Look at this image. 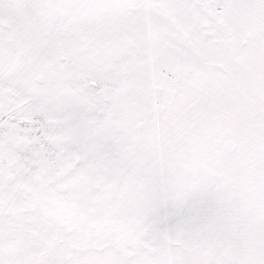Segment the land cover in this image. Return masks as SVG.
Instances as JSON below:
<instances>
[{"label":"snow or ice","instance_id":"6c2138e0","mask_svg":"<svg viewBox=\"0 0 264 264\" xmlns=\"http://www.w3.org/2000/svg\"><path fill=\"white\" fill-rule=\"evenodd\" d=\"M0 264H264V0H0Z\"/></svg>","mask_w":264,"mask_h":264}]
</instances>
